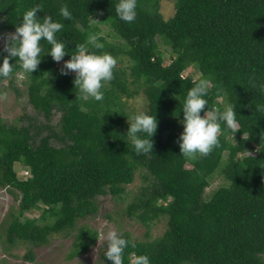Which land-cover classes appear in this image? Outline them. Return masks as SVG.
<instances>
[{"label":"trees","instance_id":"trees-1","mask_svg":"<svg viewBox=\"0 0 264 264\" xmlns=\"http://www.w3.org/2000/svg\"><path fill=\"white\" fill-rule=\"evenodd\" d=\"M173 1L175 12L167 19L162 0H137L136 20L125 23L116 17L117 0H0V35L14 32L23 11L39 5L38 17L51 15L65 25L57 38L69 54L90 33L102 32L97 20L109 24L115 41L103 34L104 48L93 50L117 59L102 101L76 95L75 74L60 71L67 55L59 63L45 55L38 70L24 76L35 110L47 121L60 114L56 127L8 124L0 112V186L19 199L5 222L6 249L46 244L64 233L73 237L69 258L82 256L99 232L79 221L98 214L100 196L126 200L137 172L146 170L149 184L124 212L147 227L165 217L167 228L157 238L148 229L144 240L121 232L135 245L125 249L123 264H134L138 255H147L151 264H264V112L256 110L264 108V0ZM62 5L71 20L59 15ZM4 44L0 62L7 55ZM190 67L198 78L186 74ZM20 73L17 67L0 85H12ZM202 77L211 80L208 107L233 103L240 130L234 136L222 125L219 146L191 159L178 144L180 109ZM141 92L158 127L153 153L137 155L121 137L129 127L126 117L135 113L126 99ZM17 163L28 168L26 178L19 177ZM220 175L225 183L207 193ZM104 253L103 264H112ZM27 259H35L33 251Z\"/></svg>","mask_w":264,"mask_h":264},{"label":"clouds","instance_id":"clouds-1","mask_svg":"<svg viewBox=\"0 0 264 264\" xmlns=\"http://www.w3.org/2000/svg\"><path fill=\"white\" fill-rule=\"evenodd\" d=\"M137 6V0H117L115 4L116 17L125 23L134 22L137 17ZM38 10L42 11L41 7L36 5L23 11L19 16L22 19L15 25V31L5 36L3 51L7 55L0 62V79L9 78L15 73L17 67L23 75L32 76V73L38 70L45 55L50 56L57 63L67 55L70 58L64 60L60 71L62 75H67L70 72L75 73L73 84L76 95H79L83 100L102 101L104 98L102 89L105 83L113 79L117 64V59L110 53L93 50L104 48V44L101 42L103 33H90L87 40L84 43L76 44L75 50L69 54L66 42L57 38V34L64 29L65 25L59 20L53 19L51 15L44 14L42 18L38 17ZM59 15L64 20L72 19V12L67 5H62L59 8ZM0 36L2 37V35ZM42 41L48 45L47 48L44 43H41ZM12 59L15 60V63L10 64L9 61ZM210 85L211 80L207 77L195 81L181 104L180 112L182 111L183 118L179 122L182 124L183 130L180 133L178 144L181 154L191 159L207 156L219 146L222 125L234 136L240 130L236 107L233 103L225 101L222 104L208 107L207 96ZM217 91L220 93L223 89ZM260 92L264 94V84L260 85ZM4 95L6 94L0 93V97ZM202 110L203 116L201 115ZM256 110L264 112V108ZM126 118L129 127L125 136L121 138L130 140L137 155L153 153L154 141L152 138L158 127L156 115L145 110L135 112ZM262 136H264V132L261 133ZM98 236L99 239L106 241L107 247L104 256L112 264H123L125 249L135 246L115 229L102 231ZM134 264H151V261L147 255H138Z\"/></svg>","mask_w":264,"mask_h":264},{"label":"rangeland","instance_id":"rangeland-1","mask_svg":"<svg viewBox=\"0 0 264 264\" xmlns=\"http://www.w3.org/2000/svg\"><path fill=\"white\" fill-rule=\"evenodd\" d=\"M161 5L165 18L168 19L174 14L175 4L173 0H162ZM97 21L102 28V33L107 35L110 40L115 41L114 31L110 25L99 20ZM0 43H5L4 36H0ZM166 57H168V53H166ZM61 66L63 67V64ZM73 74L75 73L73 72ZM186 74H192L194 78L200 76V73L194 67H190L186 71ZM24 76L20 73L16 76L12 85L9 80H5L0 85V93L6 94L0 97V112L2 117L8 124L27 125L29 122H35L41 124L48 123L56 127L60 119V114L55 113L52 119L47 121L43 114L35 110L29 102L28 84L25 82L26 78ZM126 101L128 108L134 112L148 110V100L143 92L135 98L126 99ZM47 132L46 130L45 133ZM16 170L20 178H26L29 175L28 168L21 163L16 164ZM224 183L221 175L216 176L207 189V193H210ZM148 184L149 177L146 170L138 171L134 182L127 188L128 196L126 200H116L110 195L100 196V210L98 214L87 219H81L78 225L88 226L97 230L99 233L102 231L106 232L108 229H115L120 233L129 232L136 240H144L148 229L152 238L163 235L167 228V219L165 217L155 220L147 227L135 217H130L124 212L125 205L129 199L131 200L134 194ZM18 205L19 199L9 189L0 186V264H103L100 253L102 250L106 251L107 244L106 241L99 238L87 253L73 259L69 258L73 237L64 233L54 234L46 244L34 245L25 242L6 249L4 240L6 238L5 230L7 225L5 222L8 212L17 209ZM28 214L29 216H38L40 212H30ZM30 251H33L35 254L33 261L27 259Z\"/></svg>","mask_w":264,"mask_h":264}]
</instances>
